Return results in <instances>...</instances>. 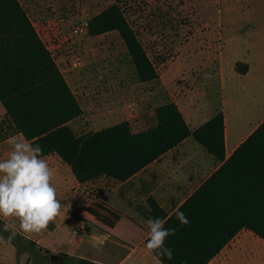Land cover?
Listing matches in <instances>:
<instances>
[{
    "label": "rangeland",
    "instance_id": "rangeland-1",
    "mask_svg": "<svg viewBox=\"0 0 264 264\" xmlns=\"http://www.w3.org/2000/svg\"><path fill=\"white\" fill-rule=\"evenodd\" d=\"M19 1L83 109V116L71 124L76 133L97 131L137 115L149 119L154 108L166 102L178 104L190 128L201 126L222 111L227 127L243 135L264 118V0ZM114 3L138 34L157 69V79L149 82L138 79L116 31L97 36H90L88 29L81 35L71 33L73 26L81 21L89 23ZM255 53H259L263 64L258 63ZM221 60L224 78L219 74ZM247 60H252V73L246 77L235 74L233 63L240 62L238 68L243 70ZM9 136L11 144L14 139H24L6 115H0V143ZM11 144L0 147L3 154L0 160L7 158ZM46 160L63 163L57 155ZM92 187L87 184L84 187L87 199L71 206L62 202L69 200L70 194L69 198L66 194L57 197L63 206L61 214L40 234L23 233L17 221L16 235L7 242L10 234L4 231L7 221L0 217V236L4 237L0 240V264L52 263L42 258L49 253L34 251L26 242L44 249L42 245H48L51 239L55 241L60 234H50L54 223L75 222V212L96 197ZM116 197L110 194L104 200L124 212L120 198ZM145 218L142 220L149 219ZM67 230L76 238L86 232L83 229L84 233L78 230L73 233L72 226ZM54 243L56 251L65 250L58 240ZM127 252L118 246L114 256L101 258L117 264ZM59 253L63 252H53ZM225 253L209 264H264V241L245 230ZM122 264H154V258L143 246Z\"/></svg>",
    "mask_w": 264,
    "mask_h": 264
},
{
    "label": "trees",
    "instance_id": "trees-1",
    "mask_svg": "<svg viewBox=\"0 0 264 264\" xmlns=\"http://www.w3.org/2000/svg\"><path fill=\"white\" fill-rule=\"evenodd\" d=\"M109 31L121 37L141 82L158 78L155 65L117 3L88 23L90 36ZM240 64L236 63V70L242 73ZM0 105L16 133L39 144L43 156L57 155L79 183L102 176L126 181L187 138L219 162L171 214L152 197L147 199L149 218L162 219L165 228L176 229L166 241L173 258L163 259V264H209L242 230L264 241V120L228 157L223 112L192 129L174 102L156 106L149 119L137 115L97 131L76 133L71 124L83 116V109L19 0H0ZM101 196L99 191L75 219L127 247L146 245L148 227ZM177 211L185 214L187 225L180 226ZM26 243L38 251L34 243ZM58 256L66 259L52 264H98ZM44 259L50 263L49 255Z\"/></svg>",
    "mask_w": 264,
    "mask_h": 264
},
{
    "label": "crops",
    "instance_id": "crops-1",
    "mask_svg": "<svg viewBox=\"0 0 264 264\" xmlns=\"http://www.w3.org/2000/svg\"><path fill=\"white\" fill-rule=\"evenodd\" d=\"M255 58L259 64H263L259 53H255ZM236 63L237 62L233 63V72L235 74L246 77L252 73V60L246 61V68L243 69L242 73L236 70ZM220 64L219 74L220 77L224 78L225 70L223 66V60H221ZM178 108L183 114L181 108L179 106ZM3 114H5L4 109H2L0 105L1 117ZM185 120L188 123L186 117ZM263 120L264 118L250 127V129H248L245 134L241 135L240 133L238 134L234 132V130H231L229 126L227 127V121L224 115V140L226 157H228ZM11 138V136L7 137L4 142L0 143V147L5 145L6 147L9 146L11 144ZM196 143L197 142H195L192 138L185 139L176 147L167 151L157 160L153 161L130 177L128 180L123 182L102 176L86 183H79L72 174L69 166L66 164L48 163L49 167L53 170V179L51 183L56 189L57 197L61 196L62 194H66V196L70 194V198L68 196L69 200H66V198L62 201L63 203L67 202L70 206L75 202H83L85 199H87L88 192L84 191V187L87 186V184L93 186L91 191L94 190L96 195L99 191H102V200H104V198L110 194L118 196L120 199L117 197L116 198L121 203L122 207H124L122 208L124 212H121L136 218L142 224H144L143 222L146 220L142 219L144 217L149 218V206L147 204L148 198L152 197L169 215L175 211L190 195H192L220 166L219 162H215L213 157L209 155L206 150L198 143V145H196ZM204 154H207L208 157H205ZM1 156H3V154H0V157ZM49 156L51 155L44 156V158ZM94 200H92V202ZM82 208L75 212V215ZM62 218H65V215H63ZM62 224V222L54 223V227L50 231V234L57 233L60 234V236L56 238L55 241L51 239L48 245H42V247L46 249L47 252H45L41 246H37L38 250L43 254L49 253V255H51L53 252H63L61 254H65L69 257L83 258L98 264H112L103 260L101 256H114L118 250V246H122L128 250L127 254L117 263L122 264L133 253L137 252L140 247H145L143 242L135 248L127 247L108 235H103L94 229H90L85 224L77 221L76 219L73 223L66 222L63 225ZM71 226L73 233H75L74 231L76 228L84 229L86 232L82 234L83 236L81 238H76L74 236L71 237V232L67 230V228ZM145 226L147 227V225ZM243 232H245V230H242L237 236H235L230 241V243L210 261V263L217 257L225 256L227 254L225 253L226 250L229 248V246L233 245V243ZM57 240L62 244V246L66 247L65 250L60 248H58L57 251L55 250L56 244L54 242H57ZM37 243L39 242L37 241ZM145 250H147L146 247ZM59 257H61V260H63L62 256ZM42 258L44 259L43 256Z\"/></svg>",
    "mask_w": 264,
    "mask_h": 264
},
{
    "label": "clouds",
    "instance_id": "clouds-1",
    "mask_svg": "<svg viewBox=\"0 0 264 264\" xmlns=\"http://www.w3.org/2000/svg\"><path fill=\"white\" fill-rule=\"evenodd\" d=\"M52 179L53 170L41 146L27 139H14L7 158L0 160V217L7 221V242L16 235L17 221L23 233L40 234L61 214L63 206ZM176 219L181 227L189 223L180 211L176 212ZM145 223L149 229L145 247L153 255L154 264H163L165 258L171 260L173 250L166 247V241L176 229L165 228V221L159 218H149ZM0 240L4 237L0 236Z\"/></svg>",
    "mask_w": 264,
    "mask_h": 264
},
{
    "label": "built area",
    "instance_id": "built-area-1",
    "mask_svg": "<svg viewBox=\"0 0 264 264\" xmlns=\"http://www.w3.org/2000/svg\"><path fill=\"white\" fill-rule=\"evenodd\" d=\"M87 29H88V23L86 21H81V23L75 25L72 27L71 29V33L73 35H81V34H84L87 32ZM81 231L82 233H84V230L79 228V229H76L75 231Z\"/></svg>",
    "mask_w": 264,
    "mask_h": 264
},
{
    "label": "water",
    "instance_id": "water-1",
    "mask_svg": "<svg viewBox=\"0 0 264 264\" xmlns=\"http://www.w3.org/2000/svg\"><path fill=\"white\" fill-rule=\"evenodd\" d=\"M49 257H50V261L52 263L57 262V261H61V257H59L58 255L51 254V255H49Z\"/></svg>",
    "mask_w": 264,
    "mask_h": 264
}]
</instances>
